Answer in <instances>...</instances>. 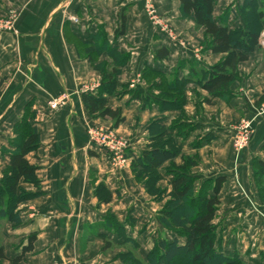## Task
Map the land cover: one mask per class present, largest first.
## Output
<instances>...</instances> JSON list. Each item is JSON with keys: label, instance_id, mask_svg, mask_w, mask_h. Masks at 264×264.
Masks as SVG:
<instances>
[{"label": "crops", "instance_id": "crops-1", "mask_svg": "<svg viewBox=\"0 0 264 264\" xmlns=\"http://www.w3.org/2000/svg\"><path fill=\"white\" fill-rule=\"evenodd\" d=\"M147 1L172 37L150 22ZM245 1L214 0V20L230 30L243 27L239 12ZM257 2L262 7L264 0ZM13 14L12 31L0 32V179L9 163L2 149L12 150L14 125L30 103L39 147L27 160L38 168L40 195L18 207L20 226L0 219V248L7 259L20 255L28 237L35 235L33 252L21 264H112L111 253L101 251L104 244L98 238L105 232L95 228L107 213L120 224L130 220L125 232L139 244L142 258L158 239L157 232H163L156 221L159 207L137 186L129 163L119 167L87 138L88 128L111 129L112 124L91 119L82 105L81 95L97 94L102 77L79 57L73 39L83 40L86 33L94 34L102 27L109 44L128 56L116 78V92L105 96L108 107L120 109L124 117L114 131L128 140L126 152L136 155L147 148L150 122L159 120L169 127L180 115L177 110L159 107L162 102L153 85L161 80L148 72L164 75L169 82L188 81L184 123L194 128L185 138L176 137V144L185 155H198V166L192 170L195 177L201 181L226 179L214 221L225 256L237 255L243 264H264V200L253 166L256 161L264 164V114L256 118L249 147L236 155L231 147L232 124L256 117L257 108L264 104V100L260 102L264 95L260 43L248 61L238 66L243 78L231 86V100H213L207 105L203 101L209 96L197 85L193 71L209 69L223 56L207 50L204 30L182 15L180 0H0V20ZM122 17L124 34L115 38ZM161 48L169 50V56L156 60L154 53ZM100 61L112 63L105 55ZM135 92L151 102L136 98ZM61 95L69 98L66 106L51 111L49 101ZM93 181L111 193L109 204L98 203ZM23 186L35 192L33 187ZM106 235L113 247L123 251L121 240ZM0 264L10 263L0 260Z\"/></svg>", "mask_w": 264, "mask_h": 264}, {"label": "trees", "instance_id": "trees-1", "mask_svg": "<svg viewBox=\"0 0 264 264\" xmlns=\"http://www.w3.org/2000/svg\"><path fill=\"white\" fill-rule=\"evenodd\" d=\"M213 8L214 0H180L182 15L204 30L208 40L207 50L223 56L213 67L201 69L197 73L193 71L198 77L197 85L209 96V99L203 101L207 105H211L213 100H231L233 93L230 88L242 78L238 66L247 62L249 55L259 48V29L264 24V11L257 0L244 2L239 12L243 27L234 30L214 20ZM123 19L122 17L115 32V38L124 34ZM73 41L79 57L85 59L102 77L97 94L81 95L82 105L91 119L109 121L112 128L117 129L124 123V117L120 109L108 107L105 96L116 92V78L121 74L128 56L120 54L116 47L109 44L102 27H98L94 34L86 33L83 40L74 37ZM103 55L112 61L111 65L100 61ZM168 56L169 50L166 48L154 53L156 60H165ZM148 74L161 80L159 85H153L158 91L157 98L163 103L159 107L177 110L180 115L169 127L161 125L159 120L150 122L147 126V148L136 155L127 151L126 157L131 160L130 172L134 180L156 200L167 199L156 220L172 238H158L146 256L139 258L137 254L132 255L139 250V244L127 237L125 232V225L130 226V220L129 224H120L113 214L107 213L102 222L95 226L96 230L102 229L105 232L98 235L104 244L103 251L113 247L106 235L113 234L121 240L123 247L129 248L127 253L121 255L124 264H243L237 255L225 256L220 234L214 224L225 177L203 181L195 177L192 169L198 166L199 160L196 156L182 155L181 148L176 144V137L183 139L194 128L184 123V90L188 81L176 79L169 82L164 75L151 72ZM134 96L146 104L151 102L146 97H141L138 92ZM262 100L264 95L260 102ZM34 123L35 112L29 103L21 120L14 125V139L10 142L12 150L2 149V153L6 152L9 163L0 179V219H5L14 226L21 225L18 207L40 195V181L36 175L38 168L27 160V156L35 153L39 147V134ZM177 161L180 163L177 164ZM253 166L256 186L264 200V164L256 161ZM162 181L166 182L169 189L158 187V183ZM92 184L94 186V181ZM23 185H30L35 192L25 189ZM94 197L99 204H109L112 195L100 184L94 188ZM132 224L134 223L131 222ZM35 240V235L28 237L27 244L14 259H7L0 248V260L21 264L25 255L33 252Z\"/></svg>", "mask_w": 264, "mask_h": 264}, {"label": "rangeland", "instance_id": "rangeland-1", "mask_svg": "<svg viewBox=\"0 0 264 264\" xmlns=\"http://www.w3.org/2000/svg\"><path fill=\"white\" fill-rule=\"evenodd\" d=\"M262 10L264 11V3H263V5H262ZM16 16L13 14L11 17H10V19H4V20H0L2 23H6V25L7 26H9V27H11L12 29H13V27H14V18H15ZM259 31H260V39H259V43H260V54L262 53V52H264V24H263V27H261V29H259ZM1 32V31H0ZM242 78H243V76H242ZM241 78V79H242ZM240 79V80H241ZM239 80V81H240ZM239 81H237V82H239ZM185 99H186V97H185ZM185 107V106H184ZM184 107H183V111H184ZM262 107H264V104L263 105H259V107L257 108V110H260ZM258 116H261V115H256V117H253V118H251V119H240V120H238L237 122H235V123H233L232 124V130H233V135H232V142H231V147H232V152H233V154H239V153H241V152H243L244 150H246L248 147H249V145H250V143H251V141H252V138H253V135H252V137H251V139L247 142V144H246V146L242 149V150H239L240 148L239 147H241L242 146V144H243V137H244V134H243V132H244V129H242V126H243V124H245V123H249L250 124V127L252 128V131H253V133H254V123H255V121H256V118L258 117ZM234 122V121H233ZM102 128V129H105V130H107L109 133H111L115 138H116V141L118 142V145H128V140L124 137V136H121V135H119V134H117L114 130L115 129H113L112 127H111V129L110 128H105V127H101V126H94V127H91V128ZM91 128H88V129H91ZM87 129V130H88ZM235 132L237 133V142H233V138H234V134H235ZM87 134V133H86ZM87 138H88V135H87ZM148 139H149V133H148ZM238 143V144H237ZM125 153H126V151H125ZM123 154V161H117V165H119V167H123V166H125V165H127L128 163H129V169H130V163H131V160H130V158L129 157H126V154ZM181 154L182 155H185L183 152H181ZM185 156H187V155H185ZM196 157H197V159L199 160V157H198V155H196ZM177 164H179L180 163V161H177L176 162ZM194 169V168H193ZM192 169V170H193ZM134 179V178H133ZM135 181V180H134ZM135 183L137 184V186H139V187H141L142 188V190H143V193L148 197V199H149V201L151 202V203H153V204H156L157 205V207H159V209H158V211L156 212V216H157V214H158V212H160L161 211V209L163 208V206H164V204L166 203V201H167V199L165 198V199H162V198H160L161 200L159 201V200H156L154 197H152V196H150L146 191H145V189H144V187L141 185V184H139V183H137L136 181H135ZM30 186V185H29ZM98 185H96V184H94V186H93V192H94V188L95 187H97ZM24 187V186H23ZM158 187H160V189H169L168 188V185L166 184V182H160V183H158ZM263 187H264V185H263ZM27 190H29V189H27ZM29 191H31V190H29ZM259 192V191H258ZM259 196H260V194H259ZM220 206H221V204H220ZM220 206H219V209H218V212L220 211ZM218 212H217V214H218ZM217 214H216V219L218 218V216H217ZM215 219V220H216ZM157 221V220H156ZM158 223V222H157ZM162 228V227H161ZM163 229V228H162ZM153 230H155V227L153 228ZM152 230V231H153ZM163 232H161V231H158L157 232V234H156V237L157 238H161V237H165L166 239H171L172 238V235L170 234V233H164L165 232V230L163 229L162 230ZM153 238H154V236H153ZM150 243V242H149ZM148 243V244H149ZM123 249V251H118L115 247H111L110 249H108V250H106V251H103V247L101 248V251L103 252V253H111V256H112V258L110 259V263H112V264H114V263H119V264H124L123 263V260H122V258H121V255L122 254H125V253H127L128 251H129V248H122ZM131 251V250H130ZM113 253H115V255H114V257H113ZM130 253V252H129ZM137 254V256L139 257V258H142L141 257V255L138 253V251L137 252H133V254L132 255H136ZM136 256V257H137Z\"/></svg>", "mask_w": 264, "mask_h": 264}, {"label": "built area", "instance_id": "built-area-1", "mask_svg": "<svg viewBox=\"0 0 264 264\" xmlns=\"http://www.w3.org/2000/svg\"><path fill=\"white\" fill-rule=\"evenodd\" d=\"M145 12L146 15L148 16L150 22L160 28V30L164 33L167 34L169 37H172L171 33L162 26L161 20L158 18L153 6L149 1L145 3ZM73 22H76L73 20ZM0 31H12V28L7 26L6 23H2L0 21ZM68 96L66 95H61L57 98L52 99L48 103V107L51 111H58L62 108H64L68 102ZM264 114V107H262L260 110H258L257 115H263ZM242 129H244V137H243V144L241 147H239V150H242L247 142L251 139L253 135L252 128L250 127L249 123H245L242 126ZM87 135H88V141L90 144L106 151L111 160L116 162L117 161H123V154L128 148V145H118V142L116 141V138L109 133L107 130L102 129V128H91L87 130ZM233 142H237V133L235 132ZM238 144V143H237Z\"/></svg>", "mask_w": 264, "mask_h": 264}]
</instances>
